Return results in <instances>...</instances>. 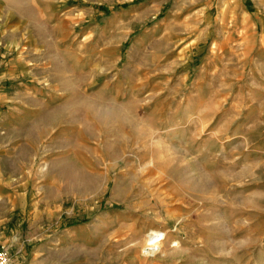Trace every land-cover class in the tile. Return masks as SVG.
<instances>
[{"label":"rangeland","instance_id":"obj_1","mask_svg":"<svg viewBox=\"0 0 264 264\" xmlns=\"http://www.w3.org/2000/svg\"><path fill=\"white\" fill-rule=\"evenodd\" d=\"M1 245L264 264V0H0Z\"/></svg>","mask_w":264,"mask_h":264},{"label":"crops","instance_id":"obj_2","mask_svg":"<svg viewBox=\"0 0 264 264\" xmlns=\"http://www.w3.org/2000/svg\"><path fill=\"white\" fill-rule=\"evenodd\" d=\"M17 245H18V249H21V247H23V245H21L19 243ZM20 261H21V259H19L17 261L18 264H48L47 260H45L41 256V254L38 253V251H34L28 261L27 260H22L21 263H20Z\"/></svg>","mask_w":264,"mask_h":264},{"label":"built area","instance_id":"obj_3","mask_svg":"<svg viewBox=\"0 0 264 264\" xmlns=\"http://www.w3.org/2000/svg\"><path fill=\"white\" fill-rule=\"evenodd\" d=\"M0 264H10V255L4 245L0 246Z\"/></svg>","mask_w":264,"mask_h":264},{"label":"bare ground","instance_id":"obj_4","mask_svg":"<svg viewBox=\"0 0 264 264\" xmlns=\"http://www.w3.org/2000/svg\"><path fill=\"white\" fill-rule=\"evenodd\" d=\"M158 233H156V234H152L151 236V239H149L150 237H148V240H147V242H149V240H150V244L148 245V246H150L152 249H154L155 248V246L154 245H157V243H159L161 240H163L165 237L164 236H158L157 235ZM155 235H156V237H155ZM154 246V247H153ZM158 246V245H157ZM158 248V247H157Z\"/></svg>","mask_w":264,"mask_h":264}]
</instances>
